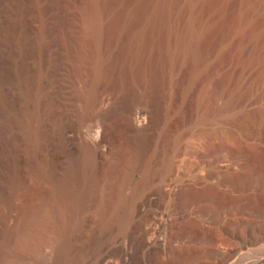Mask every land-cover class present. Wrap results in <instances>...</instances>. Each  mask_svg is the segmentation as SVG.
<instances>
[{
  "label": "rangeland",
  "instance_id": "rangeland-1",
  "mask_svg": "<svg viewBox=\"0 0 264 264\" xmlns=\"http://www.w3.org/2000/svg\"><path fill=\"white\" fill-rule=\"evenodd\" d=\"M257 31L264 0H0V264H136L157 230L154 264H264Z\"/></svg>",
  "mask_w": 264,
  "mask_h": 264
},
{
  "label": "bare ground",
  "instance_id": "bare-ground-1",
  "mask_svg": "<svg viewBox=\"0 0 264 264\" xmlns=\"http://www.w3.org/2000/svg\"><path fill=\"white\" fill-rule=\"evenodd\" d=\"M257 33H258V31H257ZM257 38H258V40L259 41H263L264 40V31L262 32H260L259 31V33H258V35H257ZM131 126V125H130ZM101 128V127H100ZM144 129V128H143ZM230 133V132H229ZM232 133H230V134H226L227 135V137H228V135H229V139L231 140V141H233L234 142V140H236L235 138H234V136L233 135H231ZM103 139H101V140H99V141H96V142H94L95 143V145L98 147L100 144H102L103 143ZM96 149V148H95ZM172 171V170H171ZM173 172V171H172ZM129 173V172H128ZM167 173H170L169 172V170L167 171ZM167 173H165L162 177H161V186H160V188H163V189H160L161 191L163 190H165L164 188H168V190L169 191H171V192H178V193H182V186L180 187V185H178V180H176V178L174 179L173 177H172V174L173 173H170V174H167ZM131 174V173H130ZM128 175V174H127ZM174 175V174H173ZM129 176V175H128ZM127 178H129V177H127ZM178 179V178H177ZM146 181V180H145ZM146 182H143V184H141L140 185V189L142 190V192H143V189L145 188V186H146ZM57 186H59V185H57ZM214 186H215V184L213 183V181H212V178L210 177H208V178H206L205 180H204V182H203V187L205 188V189H213L214 188ZM61 187V186H60ZM60 187H58L60 190H62V188H60ZM57 188V187H56ZM182 188V189H181ZM57 190V189H56ZM145 190V189H144ZM159 190V191H160ZM178 190H180V191H178ZM63 191V190H62ZM147 191V190H146ZM162 191V192H163ZM166 191V190H165ZM167 192V193H169L170 194V192ZM57 192H58V190H57ZM65 192V191H64ZM140 192V191H139ZM149 192V191H148ZM161 192V193H162ZM141 194V193H140ZM143 194V193H142ZM144 194H146V195H144L143 197H145V199L143 200V201H148L149 199H150V194H151V192H150V194L148 195L147 194V192L145 193L144 192ZM149 203V202H148ZM163 204H165V203H163ZM163 204H161V205H163ZM146 205V204H145ZM132 207H134L135 208V210H137L138 211V208H139V205L138 204H132L131 205ZM130 206V207H131ZM165 206V205H164ZM163 206V207H164ZM140 207H142V206H140ZM144 207V206H143ZM159 208V207H158ZM129 209V208H128ZM134 210V209H133ZM140 210V209H139ZM130 212V211H129ZM151 212V211H150ZM52 213V212H51ZM162 213V212H161ZM50 214V213H49ZM103 214V213H102ZM156 214V213H155ZM159 214V213H158ZM126 215V214H125ZM43 216V212L38 208V206L37 205H34V206H31L30 208H28L27 209V211L25 212V223L26 224H31V223H33V222H35L37 219H40L41 217ZM45 216V215H44ZM47 217V216H46ZM46 217H44V218H46ZM49 217V216H48ZM54 217V216H53ZM128 217H129V215L127 214L125 217H124V220H123V226H122V231H123V233L121 234V235H119L117 238H116V240L119 242L120 240H124L125 238H127L128 239V237H129V234L127 235V233H126V231H125V229H126V221H127V219H128ZM159 217V216H158ZM50 218V217H49ZM156 218V217H155ZM160 218V217H159ZM123 219V218H122ZM109 220V219H108ZM111 220V219H110ZM162 220V219H161ZM110 223V222H109ZM163 223V222H162ZM25 225V224H24ZM159 225V224H158ZM130 228V227H129ZM151 228V227H150ZM154 229V228H153ZM158 229V228H157ZM150 231V230H149ZM148 232V231H147ZM144 233V232H143ZM133 234V233H132ZM146 236V235H145ZM148 236H149V234H148ZM159 234H158V230L157 231H155L154 232V234H153V238L150 240V241H146V239L147 238H145V237H140V238H135V242H136V247H137V251L136 252H140L141 253V251L143 252V251H145V252H143V255H142V258H141V260H139V262L138 263H136V264H154L153 263V259L151 258V253L154 251H156V250H158V248L159 247H161L162 246V243H161V240H160V238H159ZM223 238V237H222ZM126 239V241L128 242V240L130 241V240H132V239H128L127 240ZM149 239V238H148ZM28 241V240H27ZM125 241V240H124ZM24 242V241H23ZM117 242V243H118ZM133 243V242H132ZM171 243H172V241H171ZM26 244V243H25ZM169 244H170V241H169ZM241 245V244H240ZM239 244H237V245H235V249L237 250V252H238V250L240 249V246ZM243 245V244H242ZM28 246V245H27ZM234 247V246H233ZM248 247V246H247ZM242 248V247H241ZM131 249V248H130ZM130 251V250H129ZM157 252V251H156ZM128 253V252H127ZM134 255V254H133ZM136 255H137V253H136ZM139 255V254H138ZM137 255V256H138ZM245 255V254H244ZM240 257V256H239ZM135 259V258H134ZM137 261V260H136ZM152 261V262H151ZM40 263V262H39ZM39 263H37V264H39ZM44 263V262H43ZM41 264H42V262H41ZM157 264V263H156Z\"/></svg>",
  "mask_w": 264,
  "mask_h": 264
},
{
  "label": "water",
  "instance_id": "water-1",
  "mask_svg": "<svg viewBox=\"0 0 264 264\" xmlns=\"http://www.w3.org/2000/svg\"><path fill=\"white\" fill-rule=\"evenodd\" d=\"M258 242L257 239H252L251 241H248V244L253 245L256 244Z\"/></svg>",
  "mask_w": 264,
  "mask_h": 264
}]
</instances>
